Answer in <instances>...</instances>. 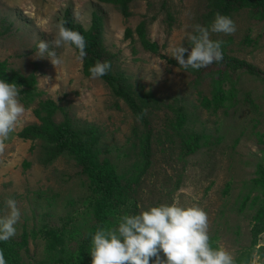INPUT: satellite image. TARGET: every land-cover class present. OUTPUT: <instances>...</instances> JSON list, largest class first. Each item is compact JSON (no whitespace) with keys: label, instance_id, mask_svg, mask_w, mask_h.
Returning <instances> with one entry per match:
<instances>
[{"label":"rangeland","instance_id":"1","mask_svg":"<svg viewBox=\"0 0 264 264\" xmlns=\"http://www.w3.org/2000/svg\"><path fill=\"white\" fill-rule=\"evenodd\" d=\"M66 9L85 29L93 13L100 15L103 44L114 53L115 68L133 88L150 90L163 103L173 102L175 97L183 99L182 103L189 104L195 113L197 129L212 136L210 144L182 157L177 155V143L170 146L171 150L152 144L153 163L143 176L137 197L139 212L174 202L198 205L208 215L213 248H225L234 259L248 250L256 205L250 199L241 209L239 205L252 178L259 176L257 165L264 167V19L243 8L232 16L234 34L211 33V38L229 39V53L261 71V77L245 72L236 77L238 98L248 94L245 104L230 107L228 113H213L199 106L198 90L209 94L211 89L207 79L193 85V76L171 57L174 47L192 46L188 36L193 25L210 28L212 23H204L206 0H132L127 17L114 4L98 0H0V60L6 59L10 69L24 75L33 72L36 77L32 98L25 103L19 96L25 112L0 153V216L7 214L6 199H15L21 218L15 225L16 235L10 239L21 242L20 264H62L47 243L49 231L78 229L88 199L83 200L86 186L73 159L61 155L43 163V141L22 139L18 131L40 123L39 115L46 114L42 105L51 100L57 106L55 122L67 114L75 127L97 128L109 155L119 154L120 160L129 162L133 158L132 142H137L136 135L144 128L127 103L117 99L101 78L83 74L82 61L73 47L55 49L62 59L56 68L46 53L39 57L38 41L55 38L56 24ZM142 20L155 51L140 42L136 26ZM127 27L130 36L125 33ZM166 115L171 116L172 110L162 103L149 113L153 133L163 132ZM67 233L61 241L75 255L79 235L74 240L76 233L72 237ZM248 264H264V231L251 249Z\"/></svg>","mask_w":264,"mask_h":264},{"label":"trees","instance_id":"2","mask_svg":"<svg viewBox=\"0 0 264 264\" xmlns=\"http://www.w3.org/2000/svg\"><path fill=\"white\" fill-rule=\"evenodd\" d=\"M101 2L112 3L118 7L124 16H129L130 2L132 0H98ZM206 12L204 13V23L209 25L214 20L217 12L232 19L235 13L238 14L243 8L254 12V16H260L264 19V0H206ZM67 21V27L80 32L87 42L86 57L82 61V72L84 75H90L89 68L97 61H110L111 70L107 75L100 77L110 88L117 99L124 100L139 120L143 129L137 136V142H132V154L129 162L120 160L119 154L110 156L106 148H103L100 140L101 134L97 128L91 126L84 129L75 127L70 122L67 114L60 122H55L53 113L57 106L51 100L47 105H42L46 114L40 116V123H34L24 126L17 135L22 139H40L42 144V162L50 163L58 156L66 155L75 161L78 167V174L82 177V183L86 186L84 201L87 199L88 209L81 213L82 222L77 228L69 230L62 229L59 232L49 234L51 238L47 241L48 245L54 251V257L60 258L62 264H91L89 254L91 238L99 227H114L118 224L122 215L139 214L137 206L138 192L143 182V176L147 173L153 163L152 144L162 146L164 149L171 150L172 144L177 143L178 156L191 154L198 151L202 146L210 144L212 136L206 135L202 130L197 129V118L195 113L189 110V104L182 103L183 99L173 98V102L163 103L150 91L133 88L126 76L115 68L113 63L114 53L109 51L103 44L102 39V18L93 13L91 24L85 29L80 23L76 22L69 11L65 10L62 16ZM61 19V20H62ZM136 31L142 46L146 49L156 50L155 43L151 42L145 34V23L142 20L137 26ZM127 36L131 35V29H125ZM213 40H222L212 37ZM222 52L223 60L220 63L193 70L186 69L192 76L193 85L198 86L201 80L207 79L211 87L209 94L198 90L199 106L208 111L217 113L222 110L228 113L230 107L238 103L248 101L247 93L243 98H238L236 87V77L239 73L245 72L260 76L261 71L244 59H239L229 53L227 45L229 39H223ZM74 48V46H72ZM75 49V48H74ZM78 55V50H76ZM187 54H185L186 56ZM236 74L234 77L233 74ZM261 77V76H260ZM263 78V77H262ZM0 79L8 83H15L22 86L19 92L21 100L27 103L32 98V89L36 83V77L33 72L24 75L19 71L10 69L6 59L0 60ZM245 99V100H243ZM243 100V101H242ZM159 103L165 104L172 110V115H166L162 133H153L149 126V113L157 110ZM197 108L196 105H193ZM63 108H61L62 110ZM39 114V109L35 111ZM65 113V112H64ZM146 113V114H145ZM169 142V145H164ZM136 146L137 149H136ZM105 152V153H104ZM171 152V151H170ZM168 152V153H170ZM127 156V155H125ZM257 177L252 178L251 185L244 194L239 208L249 199L254 204L255 211L252 214L253 224L251 227V243L248 250H243L236 257L235 264H248L251 249L257 244L258 236L264 231V167L259 163L257 165ZM254 194V195H253ZM65 230V231H64ZM66 231L69 237L77 238V249L74 251L67 248L61 239ZM56 238L55 242L54 239ZM210 237V245L212 246ZM79 240V242H78ZM59 242L58 244H56ZM21 242L9 239L0 241V249L4 251L7 264L22 263L19 255ZM73 256V258H72ZM75 259L76 260H72ZM70 258V259H69ZM57 259V258H56ZM56 262L55 260L52 261Z\"/></svg>","mask_w":264,"mask_h":264},{"label":"clouds","instance_id":"3","mask_svg":"<svg viewBox=\"0 0 264 264\" xmlns=\"http://www.w3.org/2000/svg\"><path fill=\"white\" fill-rule=\"evenodd\" d=\"M66 25V20H60L56 24L55 38L37 43L39 57L46 53L55 68L62 63L56 48L74 46L81 60L87 55L85 37ZM235 31L234 21L217 12L210 28L193 25L188 36L192 46L180 44L174 47L171 57L183 69L199 70L214 62L220 63L223 60V41L213 40L211 33L230 35ZM111 67L110 61H97L89 68L91 78L107 75ZM21 87L0 79V153L25 112L19 99ZM141 118L142 115L137 120ZM6 207L7 214L0 216V241L16 235L15 225L21 218L15 199L7 198ZM208 231V215L198 205L181 206L174 202L151 206L139 214L122 215L114 227H99L91 238V264H235L234 256L228 250L210 245ZM0 264H7L2 249Z\"/></svg>","mask_w":264,"mask_h":264}]
</instances>
